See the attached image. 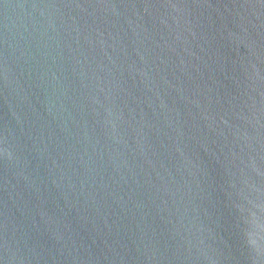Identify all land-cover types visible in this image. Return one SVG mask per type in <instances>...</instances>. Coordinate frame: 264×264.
<instances>
[{
  "label": "water",
  "instance_id": "1",
  "mask_svg": "<svg viewBox=\"0 0 264 264\" xmlns=\"http://www.w3.org/2000/svg\"><path fill=\"white\" fill-rule=\"evenodd\" d=\"M0 264H264V0H0Z\"/></svg>",
  "mask_w": 264,
  "mask_h": 264
}]
</instances>
